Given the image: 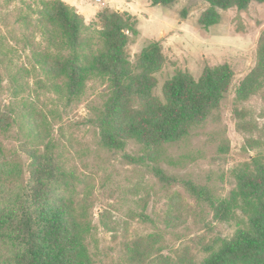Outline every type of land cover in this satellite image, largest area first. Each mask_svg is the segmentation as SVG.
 Here are the masks:
<instances>
[{
  "label": "trees",
  "instance_id": "16d2710c",
  "mask_svg": "<svg viewBox=\"0 0 264 264\" xmlns=\"http://www.w3.org/2000/svg\"><path fill=\"white\" fill-rule=\"evenodd\" d=\"M178 0H150L170 7ZM208 6L198 18L202 28L218 24L220 11L246 10L264 0H203ZM12 0H6L8 5ZM27 7L38 16L42 43L32 49L34 64L67 103L79 100L92 80L107 89L103 108L91 119L101 143L122 150L127 141L141 147L154 162L152 172L167 185L180 184L199 204L204 202L221 221L239 210L246 217L230 238L217 237L203 250L201 264H264V155L256 154L231 171L234 186L225 197L188 179L166 174L157 166L167 145L185 140L190 132L212 119L229 90L233 71L229 64L205 65L195 79L176 69L162 85V99L154 95L156 74L166 57L159 40L148 41L131 58L130 44L139 35L137 21L128 12L106 7L87 24L63 0H37ZM183 7L180 18H186ZM0 74V89L1 85ZM264 89V30L257 45V60L236 90V101H246ZM236 113L240 114L238 110ZM241 116V115H240ZM12 115L2 110L0 134L8 131ZM32 128L21 150L29 160L22 180L17 162L6 159L0 144V264H105L95 240L93 202L88 182L64 167L56 146Z\"/></svg>",
  "mask_w": 264,
  "mask_h": 264
},
{
  "label": "rangeland",
  "instance_id": "374dc122",
  "mask_svg": "<svg viewBox=\"0 0 264 264\" xmlns=\"http://www.w3.org/2000/svg\"><path fill=\"white\" fill-rule=\"evenodd\" d=\"M35 1L12 0L6 5V0H0V99L3 112L14 119L0 134L6 159L19 163L22 180L26 179L29 160L21 150L25 133L32 128L34 134L37 131L53 142L64 167L88 182L94 204L92 224L97 227L94 238L105 264H201L203 249L217 237L233 236L246 217L237 210L234 218L221 221L180 184H162L152 172L154 162L134 141H127L122 150L101 143L91 119L103 108L105 84L88 82L80 99L69 103L55 91L34 64L32 49L43 42L34 24L38 16L27 7ZM79 1L86 11L95 12L84 19L87 24L99 25L97 12L114 5L110 0H104L107 6H99L97 0ZM177 5L180 10L188 8L192 37L188 35L186 44L163 46L166 62L156 74L154 95L162 99V85L176 69L187 70L197 79L205 65L227 63L233 78L214 117L194 128L185 140L167 145L157 166L168 175L208 187L215 197H225L234 186L232 169L258 153L264 155V89L246 101L235 100L238 86L256 64L264 3L252 2L241 11L219 10L220 22L211 26L209 34L193 27H202L198 18L208 6L205 1L178 0ZM152 11L161 19L165 7L155 5ZM173 26L180 28L177 21ZM147 42L135 37L129 46L132 59Z\"/></svg>",
  "mask_w": 264,
  "mask_h": 264
},
{
  "label": "crops",
  "instance_id": "0c3cea01",
  "mask_svg": "<svg viewBox=\"0 0 264 264\" xmlns=\"http://www.w3.org/2000/svg\"><path fill=\"white\" fill-rule=\"evenodd\" d=\"M65 2V1H64ZM114 5L110 6L109 8H113L119 12H128L133 15L137 21V29L139 31V39L144 40V42L152 41V40H159L166 47V44L169 42H180L185 43L188 42V15L186 18L179 17V7L177 2L170 6L165 7V11L163 18H158L153 14V6L150 0H110ZM68 5L73 6L77 9L78 13H80L84 19H91L94 16V13L91 14V11H86L84 5L81 1L76 0L74 3H68ZM98 5L107 6L104 0H100ZM103 3V4H102ZM108 7V6H107ZM88 16V18H87ZM177 21V24L180 28H175L173 26V22ZM197 28V30H202L205 33L209 34L211 32V26L207 29L202 27H198L197 25L193 26ZM203 33V35H205ZM192 37V35H190ZM207 36V35H206ZM207 37H211L208 35ZM187 38V39H186ZM163 53L165 55L164 49ZM166 57V55H165Z\"/></svg>",
  "mask_w": 264,
  "mask_h": 264
},
{
  "label": "built area",
  "instance_id": "2783aa9c",
  "mask_svg": "<svg viewBox=\"0 0 264 264\" xmlns=\"http://www.w3.org/2000/svg\"><path fill=\"white\" fill-rule=\"evenodd\" d=\"M98 2H100V0H97ZM103 4V3H102Z\"/></svg>",
  "mask_w": 264,
  "mask_h": 264
}]
</instances>
